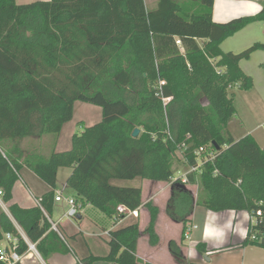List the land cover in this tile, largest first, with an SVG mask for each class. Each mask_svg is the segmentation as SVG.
Listing matches in <instances>:
<instances>
[{"label":"trees","instance_id":"16d2710c","mask_svg":"<svg viewBox=\"0 0 264 264\" xmlns=\"http://www.w3.org/2000/svg\"><path fill=\"white\" fill-rule=\"evenodd\" d=\"M201 2L202 12L187 15L174 0H160L151 11L145 0H0L1 198L11 202L25 167L51 187L39 206L9 205L44 259L69 251L49 220L61 167L72 168L66 183L83 203L115 218L119 205L136 209L143 201L140 187L115 185L113 179L171 182L166 213L183 224L181 240L197 204L217 212L264 211V148L251 134L236 139L229 130L237 112L229 90L254 85L240 61L264 50V43L237 53L221 48L248 24L264 21V5L257 14L217 23L214 0ZM77 100L101 106L103 118L77 131L70 150L57 152ZM206 145L215 158L189 173L187 183L176 178L177 152L196 166L195 150ZM186 184L199 185L197 198ZM146 206L151 217L143 231L136 222L109 232L108 258L115 263L138 264L143 233L152 245L159 243V207L152 201ZM6 233L18 238L19 253L29 249L0 209V240ZM252 234L250 228L240 246L264 247V238ZM197 249L208 251L204 243ZM169 250L179 264H196L175 240Z\"/></svg>","mask_w":264,"mask_h":264},{"label":"crops","instance_id":"0c3cea01","mask_svg":"<svg viewBox=\"0 0 264 264\" xmlns=\"http://www.w3.org/2000/svg\"><path fill=\"white\" fill-rule=\"evenodd\" d=\"M16 1L19 4H24L36 0ZM159 1L160 0H145L147 9L150 11L156 9ZM174 1L181 5L182 10H184L187 15L200 13L204 10L201 0ZM263 5L264 0H214L212 18L213 21L217 23L228 22L237 17L257 14L262 9ZM258 26H262L260 33L263 32V34L258 32ZM235 36H239L238 39H236ZM228 38H231V36ZM232 38H235L236 40L234 43L236 48L233 47L229 51L236 53L251 46L255 42L264 43V21H257L248 24L243 29L235 33ZM237 40H240L244 44L242 47L245 48L240 46V48H238ZM199 41L201 42V40ZM237 48L242 50L238 51ZM255 53V61H257L258 66H260L264 72V67L262 65L264 62L263 49L254 51L248 59H242L240 61V65L242 69L252 77L253 75L257 74L260 84L262 83V87L260 89L258 88L256 78L253 77L254 85L251 89L239 90L244 92H254L255 94L254 102L251 103L249 107L250 109H253L251 111L256 121V126L253 128H248L246 125V120L248 122L251 116L246 114V120H244L237 114V111L236 114L238 117H236L235 114V116L229 121V130L236 139H240L245 135L251 134L257 140L259 145L264 148V136L260 135L261 138L257 136L259 131L264 130V73H261L255 69L254 66L249 63L253 58L252 55ZM102 118L103 109L101 106L77 100L74 104L73 118L64 124L58 138L56 144L57 152L70 150L73 145V135L80 129L82 130L84 127L92 126L100 122ZM238 119L242 120L240 125L242 128H245V132H239V128L234 126V123ZM71 173V167H61L59 169L55 194L56 196L61 194L62 200H55L51 217H49L51 222L57 223L59 230L66 237V240H64L59 232L53 228V225L51 226V230H53L58 235L61 242H63V244L68 247L69 251L52 253L48 257L49 264H78V262L83 264L85 260H91L92 257H99V254H95L94 252H90V254L87 255L86 251L78 249L81 242L80 233L84 235L80 225V221H82L81 219H83L84 216L82 210H80V214H78L76 218H73L75 220L77 219L78 225L73 222V219H68L65 217V213L69 207L67 201L69 198L76 199V201L81 204V209L86 206V204L76 196L74 191L67 186V178ZM20 175V179L16 181L13 188V199L10 203H7L8 207L10 204L14 203L23 208L39 206L41 198L51 190V187L28 167L23 168ZM134 180H136V178L129 180L113 179L112 183L115 185L124 186ZM141 180L142 183L138 187L142 189L143 203L140 206L139 216L128 217L122 223H117L116 218L111 217L113 219L112 228L102 226V235L106 237L109 236V232L111 230L119 229L128 224L134 223L135 221L139 223L140 229L143 231L148 225L151 217L146 203L152 201L159 207V214L156 220L155 229L160 241L157 245H152L149 243V236L147 234L143 233L141 235L137 247V257L140 260L138 264H179L169 250V242L171 240H175L181 245L184 255L187 257L188 261L192 263L264 264V247L256 244L240 246V244L246 239L249 229L251 228V212L247 210H225L217 212L210 210L203 205L197 204L191 215L192 221L190 237L186 238L185 240H181L183 224L173 220L166 213L167 203L172 192V183L143 178H141ZM186 187L193 192L196 198L198 197V184H186ZM145 188L148 189L146 199L144 198ZM137 219L139 220L137 221ZM17 226L19 232L21 229V231L26 234L24 229L19 224ZM102 235L99 236L102 237ZM141 240L145 241V247L143 248V251L140 250ZM105 241L107 243L108 239ZM199 243L206 244L208 251L200 253L197 249ZM105 251L107 255H109L110 246L108 243L105 245ZM206 256L209 257V260L206 258ZM20 263L48 264L38 248L37 252L33 250H28L25 252Z\"/></svg>","mask_w":264,"mask_h":264},{"label":"rangeland","instance_id":"374dc122","mask_svg":"<svg viewBox=\"0 0 264 264\" xmlns=\"http://www.w3.org/2000/svg\"><path fill=\"white\" fill-rule=\"evenodd\" d=\"M258 27H259L258 32L260 33L262 26H258ZM260 34H263V32ZM232 36H231V38L225 39L221 43V48L224 49L225 51H229L233 47H235L234 43L236 40H235V38H232ZM235 37H236V39H238L239 36H235ZM237 42H238L237 43L238 48L244 46V44L240 40H237ZM238 48H237L238 51L242 50V49H238ZM242 48H245V47H242ZM255 55H256V53L252 55L253 58H252V60H250L249 63H251L255 69H257L261 73H264L263 70L260 68V66H258L257 61H255V59H256ZM213 63H215V61H213ZM243 63H244V61H243ZM251 68H253V67H251ZM253 77L256 78L258 88L260 89L262 87V83L260 84V80L258 79V75L255 74V75H253ZM263 92H264V89H263ZM229 93H230V96H232L234 98L235 107H236V110L238 111L237 114L240 117H242L244 120H246V114H249L251 116V118L249 119L248 122L246 120V125L248 126V128L255 127L256 121H255V119L253 117V113L251 111L253 109L252 108L250 109V107H249L251 105V103L254 102V99H255L254 92H244V91L239 90L238 87H235V88L233 87L229 90ZM203 103L206 105L207 101H204ZM237 114H236V117H238ZM241 121H242L241 119H238L234 123V126L239 128V132H243V131L245 132V128H242L240 125V123H242ZM263 131H259L257 133V136L259 138H261L260 135L264 136ZM236 133H237V131H236ZM261 140H263V139H261ZM183 152L184 151L177 152V157H176L177 163H175V169H176L175 177H177V176H179V177L183 176L184 177V175H186L190 170V167L184 161L185 158L183 156ZM65 171H67V170H65ZM141 183H142L141 178H136V180L129 182V183H127V185H124V186L138 187L141 185ZM147 194H148V189L145 188V191H144V198L145 199L147 197ZM8 208L9 207H8L7 203L0 200V209L5 211L7 213V215L10 217V219L13 222L15 221L14 223L17 226L18 223L16 222V220L14 219V217L12 216V214L10 213V210ZM81 210H82V213L84 214V216H83V219H81L82 221H80V225L82 227V231H83L84 235L82 233H80L81 234L80 235L81 242H80L78 249L86 251L87 255H89L90 252H94L95 254H99V257H94L91 259L90 264H119V263H115L113 260L108 258V255L105 251V245L107 244L105 240L109 239L108 238L109 236L106 237V236L102 235V233H103L102 226L112 228L113 219L110 216L106 215L104 212H102L99 208H97L93 205L86 204V206H84ZM133 220H135V219H133ZM138 220L139 219H137V221ZM73 222L76 225H78L77 219L76 220L73 219ZM134 223H136V221ZM99 235H102V237ZM148 239H149V237H148ZM0 241L2 242V244L6 243L4 238L1 239ZM159 241H160V238H159ZM149 243H150V241H149ZM144 247H145V241L141 240L140 250L143 251ZM45 260L49 264L48 259H45Z\"/></svg>","mask_w":264,"mask_h":264},{"label":"built area","instance_id":"2783aa9c","mask_svg":"<svg viewBox=\"0 0 264 264\" xmlns=\"http://www.w3.org/2000/svg\"><path fill=\"white\" fill-rule=\"evenodd\" d=\"M180 44V41H177ZM165 84V81L161 80L160 81V87ZM171 100V98H164V102L167 103ZM170 134V133H169ZM184 148L186 149L187 147L184 145ZM215 150L211 149L210 145L206 146H201L198 149L195 150V154L197 155V165L196 166H190L189 172L181 177L177 176L176 178H181L184 183H187V176L191 172H196L200 171L201 167L204 165L205 162L209 160H213L215 158ZM2 196V191L0 190V200ZM56 201L62 200V195L58 194L56 196ZM3 201V200H2ZM68 210L65 213V217L68 219H73L78 216L81 210V204L76 201L74 198H69L68 200ZM117 214L119 215L116 218L117 223H122L124 222L128 217H138L140 214V207L136 209H130L125 205H119L117 207ZM51 222V221H50ZM53 225V228L56 229L61 237L66 240V237L63 235V233L59 230V227L56 222H51ZM257 225H263L264 226V211L262 209H258L255 214L252 215L251 217V230L253 232L252 238L257 240V239H263L264 238V230H256L255 227ZM21 235L24 238V240L27 242L29 245L28 250H33L37 252V247L36 243H33L32 241L29 240L26 234H24L23 231H21ZM190 232L191 228H189L186 231L185 237L189 238L190 237ZM4 239L6 243L2 244L0 241V261L6 263V264H16L21 261L23 254L19 253L17 251V242L18 238L14 237L11 233H6L4 235ZM27 250V251H28ZM26 251V252H27Z\"/></svg>","mask_w":264,"mask_h":264},{"label":"water","instance_id":"95a60500","mask_svg":"<svg viewBox=\"0 0 264 264\" xmlns=\"http://www.w3.org/2000/svg\"><path fill=\"white\" fill-rule=\"evenodd\" d=\"M139 133H140V129L136 128L135 131L133 132V135L137 136V135H139ZM206 258L209 260V257L206 256Z\"/></svg>","mask_w":264,"mask_h":264}]
</instances>
